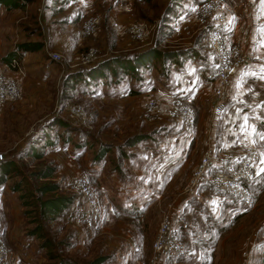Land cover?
Here are the masks:
<instances>
[{"label": "rangeland", "instance_id": "rangeland-1", "mask_svg": "<svg viewBox=\"0 0 264 264\" xmlns=\"http://www.w3.org/2000/svg\"><path fill=\"white\" fill-rule=\"evenodd\" d=\"M19 1L16 7L0 1V62H3L1 56L17 50L21 42L38 41L42 47L29 51L26 59V74L22 76L24 99L0 106V161L11 159L17 165L4 173L3 178L0 172L3 238L14 254V257L9 255L10 262L58 264L62 257L67 264H88L91 259L104 255L99 264H122L110 254L116 248L113 242L122 238L119 240H125L126 245L131 243L127 239L137 234L136 226L143 221L139 218L138 224H133L128 219L121 208L127 193L120 194L116 190L122 183L120 179L124 181L136 169L147 171L150 168L149 160L143 157L147 151L156 150L158 135L153 131L157 128L155 123H147L142 117L144 104L138 111L129 109L130 101L139 107L137 99L122 100L120 91L135 92L138 87L143 91L158 88L159 93L164 89L175 90L179 71L185 69L188 61L215 62L205 42L207 27L197 18L198 6L203 0ZM91 15L100 18L98 30L82 38L78 28ZM111 19L121 23L144 20L150 28L149 37L139 40L119 36L110 24ZM89 47L97 48L98 56L94 62L84 64L81 56ZM153 47L172 54L150 57L146 65L137 64V69L130 72L113 61L117 57L132 58ZM52 52L60 54L58 60L51 56ZM19 61L22 65L21 58ZM103 63L101 76L89 82L85 74L90 66ZM80 73L82 77L76 78ZM13 74L16 77L18 72ZM70 104L80 105L84 117H70ZM140 114L142 125L136 130L137 123L130 120ZM136 131L148 137L126 146V139ZM101 148L106 151L97 157ZM121 156H125L123 163ZM117 164L122 166L117 167ZM47 168L51 170L46 174ZM80 172L86 173L98 187L101 202V193L104 194L108 210L125 215L119 217L125 222L115 219L121 235H95L94 228L74 222L78 200L71 182ZM136 176L141 186L147 183L145 178ZM174 178L182 187L181 183L185 182L182 172L175 173ZM150 181H153L150 186L156 189L155 179ZM169 184L163 187V194L171 193ZM58 196L70 197L69 203L58 212H43L41 202ZM160 215V208L155 209L149 224L140 225L144 228L143 239L138 240L137 245L144 247V251L152 247L155 235L151 238L150 232L155 234ZM119 221L124 223L122 227ZM36 225L42 226L37 232L34 231ZM47 236L54 242L52 251L58 257L46 253L43 244ZM127 247L135 249L133 245Z\"/></svg>", "mask_w": 264, "mask_h": 264}, {"label": "crops", "instance_id": "crops-1", "mask_svg": "<svg viewBox=\"0 0 264 264\" xmlns=\"http://www.w3.org/2000/svg\"><path fill=\"white\" fill-rule=\"evenodd\" d=\"M232 1L235 13L226 40L229 44L239 40L248 55V61L233 75L218 113L212 110L217 81L205 75V71L215 67L216 61H203L201 64L188 61L185 69L179 71L175 80V90L161 91L163 94L172 93L186 100L196 120L192 127H187L176 119L166 120L160 123L161 125L156 124L157 128H153L154 134L158 135L156 150L147 151L143 157L145 161L149 160L150 168L147 171L136 169L124 178V181L120 179L122 183L118 185L116 191L120 194L127 193V198L121 201L122 212L133 224H138L139 218L143 221L136 226L137 234L134 233L133 240L127 239L131 240L127 245H133L135 249L127 247L125 240L121 242L119 239L122 238L113 242V245H116L113 250L115 257L122 264H148L151 246L144 251V247L140 248L139 244L137 245L138 240L143 239L144 228L140 225H146L145 222L149 224L153 210L160 208L163 214L168 205L172 206L173 222L179 215L185 216L189 222L188 226L176 224L174 228L175 234L186 245V254L181 257L183 264H241L243 252H247L249 264H264V0ZM28 56L29 51L21 56L24 71ZM0 70L15 76L13 74L15 71L11 70L6 62H0ZM16 77H19V74ZM23 84L24 79L22 87ZM138 89L135 92L131 91L132 93L120 91L122 100L137 99L138 108L132 101L128 105L129 109L135 111L140 109L141 104H144V109L148 97L153 93L158 95L160 92L158 88L144 91L139 87ZM136 114L138 115V112ZM142 117L147 122L145 115ZM130 122L137 123L135 124L137 130L138 126L142 125L141 114L133 116ZM252 144L259 148L261 156L251 184L252 200L249 206L229 202L223 190L217 191L204 184L199 189V197L184 192L189 172L206 151H210L212 156L223 151H231L234 156L241 158L247 147ZM179 172H182L185 179V182L181 183L182 187L177 185L174 178L175 173ZM136 174L140 178H145L144 182L147 183H144V186H141L140 181L138 184L139 177ZM151 179H155L156 189L154 185L150 186V182L153 183ZM165 184H169L171 193L163 194ZM136 188L138 190H134ZM101 196L105 215L94 228L95 235L97 233L106 236L108 234L114 236V233L121 235V228L116 226L118 223L115 219L125 222L119 218L125 215L108 210L104 194L101 193ZM150 203H154L151 208ZM239 212H242V215L236 217ZM119 224L121 227L124 225L120 221ZM153 235L155 234L150 232L151 238ZM12 254L13 251L10 249L9 255ZM158 264L165 263L161 261Z\"/></svg>", "mask_w": 264, "mask_h": 264}, {"label": "built area", "instance_id": "built-area-1", "mask_svg": "<svg viewBox=\"0 0 264 264\" xmlns=\"http://www.w3.org/2000/svg\"><path fill=\"white\" fill-rule=\"evenodd\" d=\"M235 8L230 0H203L198 6V20L207 27L205 42L215 57V67L205 71L208 78L215 79L217 85L214 89L215 102L212 110L218 113L221 108V100L227 95L233 75L241 70L248 61V55L244 47L238 41L228 43L227 31L230 28ZM100 18L97 15L86 17L78 28L80 37H86L98 30ZM110 24L115 32L122 37H132L145 40L149 37L150 28L144 20H133L121 23L111 19ZM54 59H59L58 52H52ZM98 56L95 47H89L81 56L84 64L92 63ZM10 69L17 71L19 77H13L0 70V106L7 102H17L23 98L22 76L25 75L23 66L18 58L14 57L8 63ZM68 114L72 118L84 117V110L78 104L68 106ZM145 119L152 123H162L166 120L176 119L187 127H192L195 122V114L189 104L172 93L151 94L145 103ZM260 150L255 145L247 147L241 158L234 156L231 151H223L212 156L206 151L199 161L191 169L184 192L190 196H200L199 184L207 168H214L206 175L207 181L223 190L226 195L236 202L249 206L252 195L249 182L256 175V166L260 160ZM71 186L77 196L78 208L74 214V222L86 228H95L104 215V208L100 199L98 187L92 183L86 173H76ZM171 205L159 220L157 231L152 241L151 254L148 264H183L186 254L185 242L175 232V225L188 226L189 222L183 215L177 216L175 222L171 216ZM247 252L242 253L241 264H249ZM0 264H11L9 249L3 238V224L0 215Z\"/></svg>", "mask_w": 264, "mask_h": 264}, {"label": "trees", "instance_id": "trees-1", "mask_svg": "<svg viewBox=\"0 0 264 264\" xmlns=\"http://www.w3.org/2000/svg\"><path fill=\"white\" fill-rule=\"evenodd\" d=\"M2 1L3 3H5L7 6L10 5L11 7H16L20 4V1L19 0H0ZM42 47V44L38 41H28V42H21L18 44L17 46V50H13V51H9L7 52L6 54H4L3 56H1V60L3 62H6V63H9L10 60L14 57L16 58H21L22 54L26 51H35V50H38ZM172 53H169V52H162V51H159V50H156L155 47L153 48H149V50H146L144 51L143 53H139L138 55L132 57V58H120V57H117V58H114V62L119 64L120 66H122L124 69L127 70V72H130L131 70H136L137 69V64L138 65H146L147 61H149V58L150 57H160V56H165V55H171ZM133 60V63H131V61ZM136 63V64H135ZM105 66V63L101 64V65H93V66H90V68L88 69V72L85 74V77L88 79L89 82H91L92 80H94L95 78H98L99 76H101V73H102V67ZM81 76V73L76 75V78H79ZM82 77V76H81ZM68 80V79H67ZM132 91V90H131ZM134 91V90H133ZM173 120V119H171ZM59 123H61L62 125H64L63 122H61L59 119H58ZM158 123H155L154 125H156ZM160 124V123H159ZM161 125V124H160ZM157 126V125H156ZM148 136L146 133H138V132H134V134L130 135L127 139H126V142L128 143L126 146H133L134 144H136L137 142H140L144 139H146ZM102 150H100L98 153H97V157H101L102 154L104 153V151H106L105 148H101ZM108 150V149H107ZM38 153V151H36ZM125 156H121V163H123V158ZM0 172L2 173L1 175V178H3L4 176V173H8V170L12 169V168H16V162H14L13 160L11 159H5L3 161H0ZM122 165L121 164H117V167H121ZM214 168L213 165H210L202 180L200 181V184L198 186V188L200 189L203 184L206 185L207 187L209 188H212V189H215V190H219L221 191L220 189H217L216 187H214L213 185H211L207 179H206V175L208 173L211 172V170ZM50 168H47L44 173H50ZM121 177H123V175L119 174ZM1 178H0V182H1ZM255 178V177H254ZM254 180V179H253ZM252 181L249 182V188L251 190V184H252ZM225 198L229 201V202H236L235 200H233L232 198H230L228 195H225ZM70 201V197H62V196H58V197H51V198H45L41 204H42V209H43V212H45L46 214H49L50 213H54V212H58L60 209H63ZM242 215V212H239L237 214L236 217L238 216H241ZM41 227H39L38 225H36L34 227V231L37 232ZM53 244L54 242H51L49 237L47 236L44 240V244L43 246L45 247L46 249V253L48 252L49 253V256L50 257H58V254L56 252H53L52 249H53ZM209 249V247L207 248ZM110 254L115 257V254H114V251H110ZM104 258V255L102 256H97L95 257L94 259H91L89 261L88 264H99ZM58 264H67L65 262V260L61 257V259L59 260V263Z\"/></svg>", "mask_w": 264, "mask_h": 264}]
</instances>
